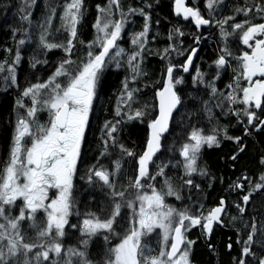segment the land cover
<instances>
[{
    "label": "snow or ice",
    "instance_id": "1",
    "mask_svg": "<svg viewBox=\"0 0 264 264\" xmlns=\"http://www.w3.org/2000/svg\"><path fill=\"white\" fill-rule=\"evenodd\" d=\"M35 3L36 0H22L15 10L19 26L11 31L13 38L17 34L22 38L16 42L12 62L0 61V73L7 72L3 76L5 85L19 87L16 72L21 59L19 46L31 39L33 28L38 31L37 51L46 53L61 49L63 58L42 82L37 77V82L24 87L13 106L12 136L3 167H0V264H192L195 245L201 240L211 253L217 254L211 239L216 226L235 233L238 254L231 258L230 264H264V171L259 173L255 183L245 172L229 185L228 195L235 193L237 197L231 202L234 214H229L225 196L207 210L203 204L194 203L196 210L193 211L188 205L176 208L166 203L169 196L178 201L183 197L165 176L167 165L158 164L155 172L150 171V163H155L154 157L163 146L162 137L169 131L170 121L179 113V123L183 125L186 117L192 115L184 95L190 97L194 105H201L200 110L207 114L209 122L215 119L216 124L207 134L190 125L191 130L178 149L183 158L179 163L187 177L182 187L191 189L194 174L210 175L207 166L200 164L205 145L219 147L222 140L235 142L236 150L229 157L235 164L247 149L245 138L264 132V0H244V5L232 7L230 15L220 17L215 13L223 7L224 0H205L203 9L198 6V0H193L191 6L186 0H174L177 17H183L196 29L215 25L219 30V54L212 62L214 75L211 80L207 79L210 73L201 71L199 66L191 76V84L197 88L203 85L208 90V98L202 99L193 93L181 94L176 87L184 83L183 77L176 72L188 73L197 51L196 47L181 50L183 40L180 38L186 33L176 25L168 32L170 43L158 53L167 60L162 79L157 81L162 87L154 89L152 104L145 101L140 107L133 105L140 104L136 96L141 89L131 87L129 80L135 84L139 77L146 75L142 72V53L150 33L152 0H143L141 7L129 5L126 10L121 0L97 4L95 21L91 25L93 38L87 41L79 35L86 13L85 0H64L62 5L55 0H45V13L36 23L31 19ZM58 8L62 10L57 32L66 34V40L59 43L48 39ZM132 15L142 16L143 26L131 34L133 51L128 52L118 41ZM240 15L244 18L238 19ZM159 23L157 20L156 24ZM25 24L28 26L24 27ZM202 36V32L194 34V43L199 44ZM230 39L236 43L238 54H234ZM77 46L82 51L73 59ZM6 51L11 53L12 49ZM172 52L186 59L176 64L170 59ZM124 57L130 75L121 82L115 118L102 122L97 137L99 155L84 170L88 184L107 190V215L101 218L89 212L79 226L71 224L74 177L79 172L78 162L88 150L91 114L103 86V70L110 64L120 67ZM233 60L235 67L231 64ZM40 64L47 65L48 61L30 57L31 68ZM228 68L233 72L230 83L226 90L217 89L215 81L221 71ZM143 87L149 85L145 83ZM25 98L30 105L25 104ZM181 108L185 111L181 112ZM215 108L224 117L235 120L233 127L242 129L240 135H229V126L220 123L214 115ZM42 112L48 116L44 122L38 120ZM134 121L145 124L147 129L145 146L140 153L127 148L117 138L121 125ZM110 149L119 152L117 158L111 160V171L101 163L102 158L111 159ZM124 158L132 160L133 176L124 190H117L115 179L122 171ZM258 164L264 168V155L259 157ZM161 176L165 179L158 190L155 182ZM195 187L202 191L200 184ZM124 207L129 210L126 226L118 222ZM38 215H41L39 222ZM66 225L72 229L79 227L82 237L79 247L62 243ZM197 227L199 235L190 238L191 231ZM154 233L157 234L156 245L145 243ZM93 237L103 240L102 253L96 259L90 258L88 250ZM112 237L118 242L112 243ZM232 248V242L226 244L227 250Z\"/></svg>",
    "mask_w": 264,
    "mask_h": 264
},
{
    "label": "trees",
    "instance_id": "2",
    "mask_svg": "<svg viewBox=\"0 0 264 264\" xmlns=\"http://www.w3.org/2000/svg\"><path fill=\"white\" fill-rule=\"evenodd\" d=\"M22 0H0V61L7 60L8 63L12 62V58L17 50L16 42L22 37L17 34L13 38L11 29L13 27L19 26V17L16 13V8L19 7ZM59 4H63L64 0H55ZM173 2L174 0H152L153 8L151 9V21H150V33L147 37L146 48L143 51L142 60V72L146 73L145 76L139 77L137 83H133L129 80V85L131 87L140 88L141 91L137 94L136 99L140 101V104H134L133 107H140L145 101L152 104L154 89L162 87V83H157V81L162 79V69L165 67L167 60L163 59L158 53L168 46L170 43L168 39L169 29L173 26L179 25L181 30L186 33L185 36L180 39L183 40V49L193 47V35L202 32L203 36L201 39V44L198 49L197 56L194 60V64L190 73L184 74L182 70L176 72L177 76H182L184 83L176 86L181 94L193 93V95L201 97L202 99H207V89L203 85L198 88L191 84V76L194 73V65L199 66L201 71L210 73L207 77L211 80L212 75H214V65L212 62L217 58L218 46L220 43L218 29L215 25L212 27H202V29H196L194 24H190L181 17H177L173 12ZM188 5H192L193 0H187ZM106 0H85L86 13L82 22V26L79 27L80 38L85 41L91 40L93 38L94 30L91 25L95 21L97 4L104 5ZM5 4H10V7H4ZM122 7L126 8L130 5L132 7H141L143 5V0H121ZM205 0H198V6L202 9L204 8ZM244 5V0H224L223 7L218 10L215 15L217 17L227 16L231 14V9L233 6ZM62 9H57V13L53 18V24L50 29V36L48 39L50 42H62L66 40V34L63 31L57 32V28L60 25L59 13ZM146 11L148 9H145ZM32 15L31 19L34 23L43 18L45 13V0H36L34 7L31 9ZM206 15V12H205ZM118 18V17H117ZM243 15H240L238 19H243ZM159 20V25L156 21ZM27 27L28 25H23ZM143 17L140 15H132L128 22L125 24V28L122 30L121 36L119 37V46L124 48L126 51H133L131 45V34L138 32L142 29ZM38 36V31L32 29V37L26 40L25 44L19 46L21 53L20 63L16 66L17 72V83L19 87L11 85L10 83L6 86L3 80V76L7 75V72L0 73V167H3L4 160L8 154V147L10 144L12 136V125L15 120L14 104L16 98L20 95V92L30 83L37 82V77L40 78L41 82L43 79L53 71L56 62L63 58V53L61 49H52L44 52L37 51L36 38ZM153 36L156 38L153 39ZM230 46L235 52L236 43L230 39ZM6 49H12L11 53H8ZM81 49L77 46L76 55L73 59L81 54ZM32 56H36L40 60L46 59L48 61L47 65L40 64L35 69L31 68L29 65V59ZM126 57L121 61V66L117 67L115 64H110L103 70V86L100 89L98 98L94 101L95 110L91 114V126L88 131V150L85 153L83 159L78 162L79 172L85 175L86 166L94 163L96 157L99 155L97 151L100 126L104 120L114 119V108L117 102V96L120 94L121 82L125 80L127 76L130 75V70L126 63ZM170 59L176 63H183L186 56H179L176 52L171 53ZM232 67H235V61L231 62ZM233 72L231 68L221 71L220 77L215 81V86L217 89L226 90V85L230 83ZM147 83L149 87L144 88L143 85ZM184 101L186 107L192 111L190 117H186L183 125H187L181 133L186 135L190 131V125L195 126H205L207 132L210 128L216 124V120L213 119L211 123L209 122L207 114L202 110L201 105H194L191 98L184 95ZM213 104L215 101L212 102ZM25 104L30 105L28 98H25ZM22 111V110H21ZM181 112L185 111V108L180 109ZM214 115L219 118L221 124L228 125L229 135H240L242 129L239 127H233L235 120L231 117H224L221 115L218 108L214 109ZM48 119L47 113L42 112L38 114V120L44 122ZM181 125L179 123V113L176 114L175 118L171 121L170 131L174 132L176 126ZM146 125L140 123L139 121L127 122L121 125L120 130L117 133V138L119 142L123 143L127 148L133 149L137 153H140L145 146L146 138ZM165 142V141H164ZM247 145L246 151L239 157V160L233 164L229 160V157L236 150V144L233 141L222 140L219 147H204L202 150L204 156V163L206 165L210 174L213 175V182L210 189H213V201L216 203L218 197L226 196V190L229 185L233 183L242 173H247L248 176L256 179L257 175L264 171L258 164L259 157L264 155V132H256L251 138H245ZM170 146H174L173 140L169 142ZM113 152L111 159L102 158L101 163L109 168L111 171V160H114L119 155L118 150L110 149ZM163 156V149H161L155 156V163H150V171H156V165L163 164L158 159ZM123 168L117 176V190H124V186L131 183V177L133 176V162L130 158H124L122 161ZM164 168V171L171 169L170 165ZM204 177V176H203ZM205 178V177H204ZM222 178V182H221ZM194 188V186H193ZM207 186H205V190ZM227 196H229L227 194ZM226 196V197H227ZM93 205V201L89 203ZM123 210L121 215L124 214ZM233 213V210L230 209ZM88 213V212H85ZM92 213V212H91ZM15 215V213H13ZM70 218L71 224H77L79 226L80 221L77 214H72ZM41 215L37 216V221L39 222ZM75 223H74V222ZM126 226V224H121ZM27 227V224H24ZM117 231H121V228H117ZM200 229L197 227L192 231L190 238H196L199 235ZM81 233L79 232V227L72 229L66 226V237L62 241L65 246L75 245L79 247V240L81 239ZM112 243L118 242L115 238H110ZM212 243L217 248V254L211 253L204 245L201 240L195 245L194 255L192 256V264H230L231 258L238 254V245L235 243V233L231 230L216 226L214 233L211 237ZM232 242L233 248L231 251L226 249V244ZM103 240L102 238L93 237L89 242L88 250L90 258L96 259L102 253Z\"/></svg>",
    "mask_w": 264,
    "mask_h": 264
},
{
    "label": "flooded vegetation",
    "instance_id": "3",
    "mask_svg": "<svg viewBox=\"0 0 264 264\" xmlns=\"http://www.w3.org/2000/svg\"><path fill=\"white\" fill-rule=\"evenodd\" d=\"M196 127L203 129L205 134L208 133L207 131H205L206 130L205 126H196ZM186 128H187V125H179V126L177 125L173 133L169 132L170 131L169 129V131L166 134H164V136L162 137L163 146L161 149H163V156H161L158 159V161H160L164 165L166 164L170 165L171 169H169L168 171H164L165 176L170 178L171 183L176 187L178 191H180L183 197L182 200L178 201L175 199L174 196H169L166 198V203L173 205L176 208H181L184 205H188L190 208H192L193 211L196 210L195 207L193 206L194 203L197 206L199 204H203L204 209L207 210L211 206H215L218 203L219 198L221 197V196L218 197L216 203L214 204L213 196H212L213 190L210 189L211 187H209V183H211V186H212V182H213L212 174L209 173L210 175L205 178L198 174H194L192 177L194 188L193 186L191 187V189H189L188 187H182L184 180L187 177L184 175L182 167L180 166V163H179L183 158L179 156L178 149H179V146L186 139V135L184 136V134L181 133ZM172 140L175 143L174 146L173 145L170 146L169 144V142ZM204 147H208V146L205 145ZM203 148L202 150H204ZM202 150H201L200 164H203L205 160ZM165 176L158 177L157 181L155 182L156 187H159V189L161 188V185H162L163 180L165 179ZM81 177H84V178L82 179ZM252 182L255 183L256 179L252 178ZM195 184H200L202 191L197 190L195 187ZM115 186L117 189V177L115 179ZM205 186H207L206 190H205ZM106 191H107L106 189L102 190L98 186H93V185L88 184L87 179H86V174L83 175L82 172L81 174L79 173L78 175L74 177V188H73V193H72L73 195L72 212L73 214H76L77 212L80 214L79 217H76L78 218L80 223L82 222L84 218H86L85 212L96 213L101 218L106 217L107 215L106 206L109 204V201L106 199V195H105ZM51 194H52V190H50V195ZM227 194L228 193L226 191V196ZM189 197H191V200H189ZM236 198L237 197L235 193L226 197V201H228L229 214H234L235 212L234 208L231 205V202L234 201ZM92 201H93V205H90L89 203ZM102 209H104V211H102ZM230 209L233 210V213L230 212ZM123 210H125L124 214L121 215L118 221L120 224H126V218L128 217V214H129V210L126 207L122 208L121 212ZM72 216L73 215L69 217V220ZM227 219H228V216L226 215L225 221H227Z\"/></svg>",
    "mask_w": 264,
    "mask_h": 264
},
{
    "label": "rangeland",
    "instance_id": "4",
    "mask_svg": "<svg viewBox=\"0 0 264 264\" xmlns=\"http://www.w3.org/2000/svg\"><path fill=\"white\" fill-rule=\"evenodd\" d=\"M193 67V66H192ZM196 67H197V65H194V73H193V75L195 74V72H196ZM192 70V69H191ZM2 85V84H1ZM0 85V86H1ZM179 86V85H178ZM183 170V169H182ZM157 189L159 190V187H157ZM193 231V230H192ZM192 231H191V233H190V235L192 234ZM145 243H148V244H150V245H152V246H155L156 245V242H157V234L156 233H154V234H152L150 237H148L145 241H144Z\"/></svg>",
    "mask_w": 264,
    "mask_h": 264
},
{
    "label": "water",
    "instance_id": "5",
    "mask_svg": "<svg viewBox=\"0 0 264 264\" xmlns=\"http://www.w3.org/2000/svg\"><path fill=\"white\" fill-rule=\"evenodd\" d=\"M173 4H174V3H173ZM186 4H187V0H186ZM173 12H174V9H173ZM174 14H175V12H174ZM175 16H177V15L175 14ZM181 18L183 19V17H181ZM199 46H200V43H199L198 45L195 46L196 49H197V51H196V53H195L194 56H193V63H194V60H195V58H196V56H197ZM193 63H192V65H190L189 72H190L191 69H192ZM170 123H171V121H170ZM165 134H166V133H165Z\"/></svg>",
    "mask_w": 264,
    "mask_h": 264
},
{
    "label": "bare ground",
    "instance_id": "6",
    "mask_svg": "<svg viewBox=\"0 0 264 264\" xmlns=\"http://www.w3.org/2000/svg\"><path fill=\"white\" fill-rule=\"evenodd\" d=\"M213 190V189H212Z\"/></svg>",
    "mask_w": 264,
    "mask_h": 264
}]
</instances>
